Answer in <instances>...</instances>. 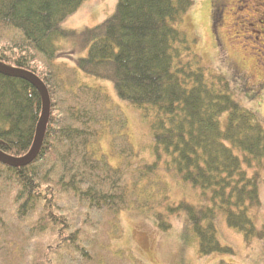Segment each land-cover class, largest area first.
I'll return each mask as SVG.
<instances>
[{"label":"trees","instance_id":"obj_1","mask_svg":"<svg viewBox=\"0 0 264 264\" xmlns=\"http://www.w3.org/2000/svg\"><path fill=\"white\" fill-rule=\"evenodd\" d=\"M84 1L0 0V63L36 74L51 103L34 162L0 163V264H92L99 245L92 218L133 206L152 213L162 231L171 224L161 209L184 212L202 256L233 252L218 239L219 217L248 245L264 240L251 216L261 206L264 118L242 106L224 75L201 65L193 41L179 30L194 1L119 0L102 24L82 32L64 28ZM218 20L215 15L213 29ZM61 39H79L88 50L72 70L56 62ZM75 69L112 83L121 101L153 117L154 163L115 168L98 158L107 134L114 152L133 154L127 120L100 88L65 87ZM41 113L34 86L0 74V151L26 156ZM163 171L199 189L201 202L171 206L162 193ZM154 188L159 196L144 200ZM14 225L24 237L22 253L9 246Z\"/></svg>","mask_w":264,"mask_h":264},{"label":"rangeland","instance_id":"obj_2","mask_svg":"<svg viewBox=\"0 0 264 264\" xmlns=\"http://www.w3.org/2000/svg\"><path fill=\"white\" fill-rule=\"evenodd\" d=\"M119 0H85L79 10L70 16L63 27L77 32L102 24L115 11ZM194 4L184 16L179 30L193 41V51L201 59V65L213 72L224 75L232 85L235 98L243 107L264 118V36L256 39L251 29L263 31L260 26L251 28V18L264 21V0H230L221 6L216 0H193ZM217 15L219 24L213 29V19ZM62 56L57 64H66L70 70L75 61L86 57L88 50L81 41L61 39L58 42ZM242 64V76L231 68V64ZM65 71V70H63ZM67 76V88L85 85L100 88L107 93L112 102L124 114L127 130L124 132L133 148L131 156L114 152L112 137L107 134L100 141L98 158L106 157L113 167L125 165L138 166L156 161L155 141L153 139L152 118L146 109H139L130 103L121 101L112 83L89 77L75 69ZM65 78V77H64ZM118 148L120 149L121 147ZM134 171V170H133ZM165 184L163 194L168 195L171 206L182 201L197 205L201 202V191L176 177L161 172ZM134 178V175H129ZM155 178H152V180ZM157 188L147 193L144 200L150 201V195L156 199ZM261 206L251 211L257 228H264V175L259 183ZM161 212L167 214L171 229L162 231L153 219L152 213L135 206L116 214H105L103 220L92 218V224L98 241V248L92 264H264V240H256L248 245L244 235L230 228L225 217L217 220L218 239L232 253H215L202 256L199 241L184 212L177 215L168 213L164 207ZM95 229V230H94ZM9 246L22 253L24 237L14 225L9 228ZM88 230V229H87Z\"/></svg>","mask_w":264,"mask_h":264},{"label":"water","instance_id":"obj_3","mask_svg":"<svg viewBox=\"0 0 264 264\" xmlns=\"http://www.w3.org/2000/svg\"><path fill=\"white\" fill-rule=\"evenodd\" d=\"M0 74L7 77L21 78L29 82L39 91L42 98V113L36 130L35 142L31 151L26 156L21 158H16L0 151V163L13 167H26L32 164L37 158L45 138L51 110L49 92L44 82L31 71L10 67L0 63Z\"/></svg>","mask_w":264,"mask_h":264},{"label":"flooded vegetation","instance_id":"obj_4","mask_svg":"<svg viewBox=\"0 0 264 264\" xmlns=\"http://www.w3.org/2000/svg\"><path fill=\"white\" fill-rule=\"evenodd\" d=\"M216 1L218 2L219 5L225 7V6H228V5H224V4H226V3L229 2L230 0H216ZM250 21H251V22H249V26H250L251 28H253L254 26H260V27L263 29V31H260V32L251 29L252 33L255 34L256 39L259 40V38H260L261 36H264V21H263L262 19L258 18V17H257V18H256V17H253V18L250 19ZM231 68L234 70V72H235L236 74H238V75H237L238 78H240V79L243 78V76H242V70H241V69H242V64H241V63H239V62L236 63V62H235V64H234V63L231 64Z\"/></svg>","mask_w":264,"mask_h":264}]
</instances>
